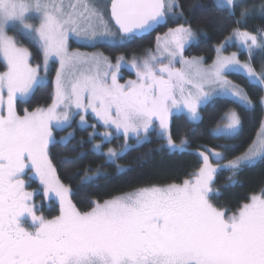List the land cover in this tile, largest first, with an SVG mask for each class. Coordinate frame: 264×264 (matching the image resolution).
<instances>
[{"label": "snow or ice", "instance_id": "obj_1", "mask_svg": "<svg viewBox=\"0 0 264 264\" xmlns=\"http://www.w3.org/2000/svg\"><path fill=\"white\" fill-rule=\"evenodd\" d=\"M179 7V0H0V61L6 67L0 72V264H264V189L231 214L212 203L213 196L221 195L213 187L219 171H229L234 185L233 177L244 167L264 160V124L248 149L227 163L222 161L232 146H218L222 151L202 146L196 153L200 167L182 183L139 187L103 202L93 200L88 211L73 204L71 189L61 182L49 156L50 145L67 147L74 139L69 133L56 141L53 129L71 127L76 115L79 127H88L89 110L106 129L114 127L123 134L119 151L109 148L105 154L106 163H115L131 149L130 139L134 137L137 144L147 141L157 123V135L166 140L167 150L186 151V138L173 140L169 117L175 109L186 111L190 122L199 121L198 108L212 98L206 84L218 86L216 98L252 106L245 90L225 74L243 70L249 82L264 87V73L241 64L235 52L222 55L223 45L207 68L202 58L186 59L185 48L197 44L201 35L191 23L157 35L156 52L139 59L121 55L113 64L102 52L70 50V41L86 47L123 46L170 19H180ZM213 7L235 15L237 4L214 0ZM248 11H241V18ZM33 16L36 22H29ZM17 24L34 41L45 73L50 63H59L52 103L25 110L22 116L17 114V101L46 86L47 79L39 74V64L32 65L29 48L7 34ZM233 38L250 51H264V39L239 26L228 39ZM177 57L180 68L175 67ZM125 66L135 71L136 79L122 84L118 74ZM222 119L226 123L213 129V137L235 139L242 127L240 115L229 110ZM91 127L89 140L97 135V125ZM102 135L107 140L111 133ZM100 149L101 144L93 146L97 153ZM90 171L85 169L81 186L100 178L99 172L88 175ZM117 171L124 169L117 166ZM25 177L39 180L45 199L58 200L59 215L37 214L35 193L27 190Z\"/></svg>", "mask_w": 264, "mask_h": 264}, {"label": "trees", "instance_id": "obj_2", "mask_svg": "<svg viewBox=\"0 0 264 264\" xmlns=\"http://www.w3.org/2000/svg\"><path fill=\"white\" fill-rule=\"evenodd\" d=\"M179 5L176 12L182 13L180 19H170L167 25L157 32L161 33L180 23H191L201 35L197 44L186 48L184 52L186 57L197 56L202 58L205 64H209L214 59L216 47L223 43L237 26L241 31L256 35L258 39H264V10H262L264 0H241L237 3L235 15L217 11L213 7L214 0H179ZM244 5L249 11L241 18L240 9ZM237 20L240 21L239 25L236 24ZM155 35L134 39L119 47L108 45L97 47L100 52L113 60L121 55L126 59L133 55L141 57L153 50ZM17 41L20 45L29 48L33 65L42 62V56L33 42L21 36H18ZM240 59L247 60V56L240 54ZM262 62L264 63V51L261 50L252 57L251 63L258 71ZM3 69V63L0 61V71ZM227 77L245 90L252 101V106L242 107L229 99L216 98L200 108L201 119L197 122H190L183 115L172 116L169 131L173 140L179 143L181 138H186L188 141L187 150L183 152L167 150L166 140L159 138L156 130L145 142L137 144L136 140L130 139L131 149L115 163H106L105 155L93 150V143L99 141L100 137L95 136L94 139L89 140V133L93 131L91 126L80 128L73 124L63 131H55L56 136L68 132L74 134V139L67 147L60 143L49 146L50 159L61 182L71 189L70 199L73 204L80 211H88L93 200L103 202L105 199L132 192L139 187L182 183L200 167L202 161L196 153L202 146L216 148L218 151H222L218 147L220 145L232 146V150L225 153L226 158L222 162L245 152L255 139L263 120L260 101L264 91L261 86L250 83L243 74L229 73ZM52 78L53 73H50L46 86L36 89L25 102H17L19 114H23L25 110L33 111L38 107H48L52 103ZM229 110H235L241 117L242 127L239 135L235 139L214 138L213 129L222 123V118ZM96 130L102 131V128L97 125ZM122 143V137L114 136L112 140L102 144V148L106 151L109 148L119 151L118 148ZM77 156L82 158L76 160ZM69 160L76 162L71 164L65 162ZM117 166H121L124 171L118 172ZM85 169H91L88 175L99 172L100 178L92 184L81 186V176L85 175ZM230 175L231 173L226 170L216 174L213 187L218 189L221 195L212 197V203L227 214H231L238 205L246 202L250 195L259 194L261 189H264V160H258L254 165L244 167L237 176L233 177L234 185H230L228 179Z\"/></svg>", "mask_w": 264, "mask_h": 264}, {"label": "rangeland", "instance_id": "obj_3", "mask_svg": "<svg viewBox=\"0 0 264 264\" xmlns=\"http://www.w3.org/2000/svg\"><path fill=\"white\" fill-rule=\"evenodd\" d=\"M240 1H241V0H236V4H237L238 2H240ZM245 6H246V5H244V6L241 7V9H240V13H241V11H243V10L245 9ZM246 8H247V7H246ZM247 9H248V8H247ZM247 13H248V12H247ZM240 17H241V16H240ZM29 22H36V21H35V17L33 16L31 19H29ZM167 30H168V29H165L163 32L156 34V36H157V35L163 36V34H164L165 32H167ZM7 34H8L9 36H14L16 40H17L18 36L25 37V38L29 39L26 35H24V32H23L22 28H20V26H19L18 24L15 25V26H10L9 29H8ZM230 36H232V34H230V35L228 36V38H229ZM228 38H226V40H225L223 43H221L220 45L217 46V47H221V45H223V47L221 48V54L224 55V56H230L232 53L235 52V53L237 54V59L241 62V64H243V63H248V64H250V66L254 69V67L252 66V63H251V59H252V57H253L255 54H257L258 52H260L261 49H259V48H253V49L250 51L248 48L243 47L239 40H236L235 38L229 40ZM29 40H30V39H29ZM30 41L34 43V41H32V40H30ZM17 43H18V41H17ZM249 43H250V42H249ZM18 44H19V43H18ZM34 44H35V43H34ZM187 47H188V46H187ZM187 47H186V48H187ZM217 47H216V49H217ZM186 48H185V50H186ZM216 49H215V56H214V59H213L209 64H205V63H203V67L207 68V67H209L210 65H212L213 61H214V60L216 59V57H217ZM70 50L80 51V52H82V53H89V54L100 52V50H99L97 47H86V46H82V45H79L78 43L73 42V41H70ZM150 51L153 52V53L156 52V39H155L154 48H153V50H150ZM184 52H185V51H184ZM148 53H149V51L146 52L143 56H141V57H137V58H138V59H139V58H143V57H145ZM240 54H245V55L247 56V60L240 59ZM183 55H184V57H185L186 59H192L193 57H197V56L186 57L184 53H183ZM131 58H132V57H131ZM131 58H129V59H128V58H127V59L125 58V59H126V60H130ZM197 58H200V57H197ZM110 59H111V58H110ZM115 60H116V57H115L114 60L111 59V61H112L113 64L115 63ZM178 60H179V57H177V63L175 64V67H176V68H180V67H181V65H180V63L178 62ZM202 60H203V59H202ZM2 63H3V62H2ZM31 63H32V60H31ZM32 65H33V64H32ZM39 65H40L39 74H40L41 76H45V75H46V79H47V80H48L49 74H50V73H53V78H52L51 80H52L53 93H54V87H55V85H54V81H55V73H56V69L59 67V63H58V62L50 63V64H49V69H48V72H47V73H45V71H44L43 58H42V62H41ZM3 66H4V69H3L2 71H0V72H3V71L6 70V67H5L4 64H3ZM33 66H36V65H33ZM254 71L257 72V74L264 73V63H263V62L261 63V65H260V69H259L258 71H256L255 69H254ZM127 73H129L130 75H128ZM230 73L243 74V75L247 78V74L244 73L243 70H240V71H238V72H230ZM228 74H229V73H226V74H225V77H226V79L230 80V79L227 77ZM118 79H119V82L122 83V84H123V83H126L128 80H134V79H136L135 71L130 70L129 66L122 67L121 70H120V72H119V74H118ZM247 79H248V78H247ZM248 80H249V79H248ZM250 83L256 84L255 81H252V82H250ZM205 89L208 90V91H210V92H212V98H210L209 102H211L212 100L216 99L214 89L218 90V86H217V85L206 84V85H205ZM262 89H263V91H264V87H262ZM262 97H264V92H263ZM29 98H30V97L25 98V100H23V101L18 100L17 102H25V101L28 100ZM229 100H231V98H229ZM6 102H7V95H6V92H5V108H4V112H5V114H6ZM209 102H208V103H209ZM260 102H261V101H260ZM261 104H262V103H261ZM204 105H206V104H204ZM204 105H201V106L198 108V112H199L200 108H202ZM247 107H249V106H247ZM250 107H251V106H250ZM45 108H46V107H45ZM262 109H263V120H262L261 125L264 124V104H262ZM16 111H17V103H16ZM72 111L75 112L76 109L73 108ZM17 114L22 116V115L24 114V112H23V114H19V113L17 112ZM174 115H183V116H185V117L188 119L186 111H184V112H180V113H177L176 110L174 109V110H173V114L170 115V117H169V125H170L171 117L174 116ZM224 117H225V116H224ZM224 117H223V118H224ZM86 119H87V121H88V125H89V126H91L92 124H97V125H99V126L102 128V131H98V130L95 129V132L97 133L96 136H97V137L99 136V137H100V140H99V141H95V143H93V146H94L95 144H101V149H100V152H99V153H102V154H104V155L107 153L108 150H107V151H106V149L104 150V149L102 148V144L109 142L110 140L113 139L114 136L122 137V139H123V143L121 144V146H123V144H124V137H123V134H122V133L117 134L116 129H115L114 127H109V128L106 129L105 126L103 125V123L100 122V121H98V120L96 119V117L94 116V114L91 113L90 110H89V112L87 113ZM188 120H189V119H188ZM193 123H194V122H193ZM224 123H226V119H223L222 123L220 124V127H223V124H224ZM73 124H75L77 127H79V124H80V117H79V115H76V116L74 117V119H73L72 122H71V125H73ZM80 128H81V127H80ZM156 130L159 131L158 123H157V125H156ZM55 131L58 132V131H60V130H57V129H55V128L53 129V136L55 137L56 141H60L61 137H65V136H67V135L70 133V132H68V133L65 134V135H59V136H56V135H55ZM105 131H109V132L111 133L109 139H107V140H105L104 137H103V135H102ZM259 131H261V126H260L258 132H259ZM92 132H93V131H92ZM258 132H257V133H258ZM132 139L135 140L134 137H133ZM256 139H257V135H256V137H255L254 140H256ZM121 146H120V147H121ZM117 148H118V147H117ZM119 149H120V148H118V150H119ZM257 162H258V161H257ZM222 163H227V161H226V162H222ZM30 174H31V173H30Z\"/></svg>", "mask_w": 264, "mask_h": 264}, {"label": "flooded vegetation", "instance_id": "obj_4", "mask_svg": "<svg viewBox=\"0 0 264 264\" xmlns=\"http://www.w3.org/2000/svg\"><path fill=\"white\" fill-rule=\"evenodd\" d=\"M29 175H31L29 173ZM27 183V190L33 191L34 203L37 206V214L43 215L47 218H52L53 216L59 215V202L53 197L51 200H47L43 196V189L39 183V180L33 178L31 180L25 177Z\"/></svg>", "mask_w": 264, "mask_h": 264}, {"label": "water", "instance_id": "obj_5", "mask_svg": "<svg viewBox=\"0 0 264 264\" xmlns=\"http://www.w3.org/2000/svg\"><path fill=\"white\" fill-rule=\"evenodd\" d=\"M109 17H110V11H109ZM112 24H113L114 27H116L115 24H114V22H112ZM165 26H166V24L163 25V26H158V27H157L155 30H153L151 33H149V34H145V35H143V36H138L136 39H140V38H142V37L150 36V35L153 34L155 31H157L160 27L162 28V27H165Z\"/></svg>", "mask_w": 264, "mask_h": 264}, {"label": "bare ground", "instance_id": "obj_6", "mask_svg": "<svg viewBox=\"0 0 264 264\" xmlns=\"http://www.w3.org/2000/svg\"><path fill=\"white\" fill-rule=\"evenodd\" d=\"M160 28H161V27H160ZM160 28H159V29H160Z\"/></svg>", "mask_w": 264, "mask_h": 264}]
</instances>
